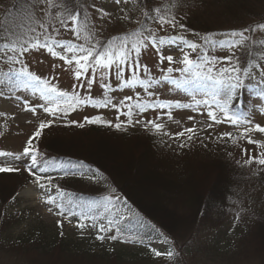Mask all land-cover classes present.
Segmentation results:
<instances>
[{
  "label": "snow or ice",
  "instance_id": "obj_1",
  "mask_svg": "<svg viewBox=\"0 0 264 264\" xmlns=\"http://www.w3.org/2000/svg\"><path fill=\"white\" fill-rule=\"evenodd\" d=\"M122 2L127 3V0H114L115 5ZM185 6L186 0H172L168 5L145 0L142 19H133L121 9L115 22L131 23L134 27L102 39L105 25L113 23V13L97 7L95 0L91 4L88 0H16L11 6L0 4V97L22 101L24 111L33 115L37 109H42L53 118L39 123L19 154L0 151V157L8 158L0 160V173L26 171L34 178V183L49 194L47 203L56 205L58 216H78L76 226L81 230L95 229L99 241L144 243L142 238L131 233L130 238L122 239L125 213H132L127 199L109 186L101 200L86 205L87 211L74 212L73 208L79 205L70 200L63 202L64 190L53 183L57 178L48 174L49 168L55 166L54 161L34 143L55 119L63 121L81 106L115 109L117 113L115 123L105 120L102 114L84 117L85 123L117 130L139 125L149 133L163 130L165 125L158 121L165 116L172 120L174 109H187L201 117L206 114L211 123L196 121L201 128L194 123L176 133L165 131L164 135L192 141L199 138L201 131L214 126H236L242 128L239 136L226 131L220 133L218 141L237 144L238 140L245 139L259 151L253 156L252 149H244L247 158L237 160V165L264 166V140L253 139L251 135L264 134V126L252 119L253 108L259 107L264 114V107L246 104L244 100L245 93H250L249 100L264 104V22L222 33L220 39L193 33L201 41L198 43L188 38L189 29L181 22L184 17L179 13ZM93 9L95 14H92ZM216 48L226 49L227 54L210 56V50ZM238 50L248 52V59L242 60L237 55ZM176 51L182 53L178 58L173 55ZM44 53L63 62H52V67H60L74 75L76 83L71 86V92L62 90L54 82L59 74L48 78L33 70L34 64L41 63L36 54ZM97 85L104 91L102 96L94 97L92 90ZM81 88L87 89L85 95L78 91ZM126 89L129 92H124ZM28 92L44 103H34L24 95ZM117 92L124 93L122 98L114 95ZM165 92H181L184 98H162ZM236 106L241 110L234 111ZM149 111L155 113L154 119L144 117ZM122 116L125 119L121 120ZM188 119L195 120V117L190 115ZM70 123L84 126L77 121ZM186 146L185 143L180 145ZM90 172L89 179L96 183L105 179L99 169ZM53 189L61 198L60 202L50 195ZM101 206L104 212L94 213L93 210ZM48 210L51 212L52 208ZM133 215L139 217V213ZM151 227L159 231L155 225ZM151 251L155 257L166 261H172L177 255L173 247L164 251L151 248Z\"/></svg>",
  "mask_w": 264,
  "mask_h": 264
},
{
  "label": "rangeland",
  "instance_id": "obj_2",
  "mask_svg": "<svg viewBox=\"0 0 264 264\" xmlns=\"http://www.w3.org/2000/svg\"><path fill=\"white\" fill-rule=\"evenodd\" d=\"M10 0H0V4H6ZM212 1V0H206ZM89 4L92 0L88 1ZM97 7H103L104 10L113 13V23L111 26L105 25V31L102 35V39L120 33L122 30H131L134 25L131 23L121 22L117 24L115 17L121 15V9L126 10V14L130 15L133 19H142L144 8L141 6L145 0H127V3H121L115 5L114 0H95ZM153 4H170L169 0H152ZM208 2V3H209ZM186 5L181 9L179 15L184 19L193 12V7ZM92 14H95V10H92ZM184 19L181 21L184 23ZM213 24L216 26H229L225 20L221 17H215ZM231 27V26H230ZM191 37V35H187ZM193 39H196L193 37ZM187 50V49H186ZM237 51V55H239ZM227 54L226 49H214L211 51L213 56H223ZM39 55L41 63L34 64L33 70L42 77L51 78L53 75L59 74L58 78L54 81L62 90L71 92L72 85L76 83L74 75L69 74L67 71L62 70L60 67H52V62L56 64H62L63 62L52 58L49 54L44 53ZM174 57H180L181 52L176 51L173 53ZM67 68V66H65ZM115 86V85H114ZM81 95L87 93V89L78 90ZM103 89L99 86H94L92 95L94 97L102 96ZM129 92V90H124ZM18 95L21 93H17ZM124 93L117 92L114 95L121 97ZM34 103H44L39 100V97H32L31 93H25ZM177 97L184 98V94L181 92L168 93L165 92L163 97ZM246 102H249L247 100ZM249 104L259 105L264 107V104H260L259 100H251ZM252 119L254 123H260L264 126V114L259 111V107L253 108ZM0 151L13 152L19 154L22 152L29 136L36 131L39 123L44 120H52L47 113H44L42 109H37L35 115L31 112L24 111L22 101H15L14 99L0 98ZM102 114L105 120H111L116 122V110L93 108L90 106H81L76 111L70 112V114L63 120L55 119L52 125H77L70 123V121H77L78 123H85L84 117H92ZM194 116L195 120H189L188 116ZM144 117L155 118V113L149 111L144 114ZM143 119V117H141ZM125 117H121V120ZM179 121V123H176ZM196 121H204V123H211L206 119V114L201 117L197 113H193L190 110H173V119L168 120L167 117H163L158 121L165 125V128L159 133H156L155 141L165 146L177 149L180 148L182 143L187 144V148L190 151H198L205 149L210 154L218 150L215 153L217 156L222 155L224 161L235 163L236 167L245 171L246 174H241L237 179L236 185L230 190L227 203L221 213L215 214L209 221L202 225V218L196 219L195 213L190 212V208L182 211L181 208H177L179 213L188 212V216L184 221L183 228L180 232L170 236L167 232L156 227L159 234L163 233L161 240H152L147 237H143L140 234H133L143 239L144 243H123L120 240L111 241L105 239L99 241L96 239V230L86 228L84 230L79 229L77 225L78 216H58L57 207L55 204L47 203L49 194L46 190L40 189L35 183L34 179L31 180L28 173L21 170L22 173L17 177L3 176L0 177V186L9 188L14 185V181H19L23 185L17 191V201L14 202V206L9 211H24L22 219L19 224L11 223L10 226L4 228L0 227V264H40L41 257L37 258V262L34 261V249L42 251L43 248H48L49 244L47 239L50 235L58 234V230H61L65 236L69 239L78 241L86 249H91L94 253L101 254L104 250L115 252L118 257L101 259V257L91 256V264H264V248L260 241V230L257 228V219L264 217V182L259 179H254L264 166L256 164L240 167L237 165V160H244L247 158V154L244 153V149H252L251 155L255 156L259 149L254 145H248L245 139L238 140L237 144H232L227 141L225 146H221L222 142L218 141V136L222 132L230 131L234 136H239L242 128H237L231 125H219L214 126L207 131H201L199 138H194L192 141H187L186 137L169 138L164 135V132L176 133L184 128L192 127ZM196 127L199 129L202 127L200 123H196ZM129 130L143 131L142 126H129ZM187 135V134H186ZM253 139L264 140V134L253 133L251 134ZM231 153V155H229ZM203 154L190 156H181L179 160L178 170H182L186 163H191V167H194L207 163V160L215 155ZM192 156V157H191ZM8 158L0 157V160H6ZM195 169V168H192ZM26 174H25V173ZM256 173V174H254ZM57 173H49V175H56ZM27 181L25 183V176ZM80 179L77 183L78 189H96V187H109L104 183H96L94 180H90L87 176L73 175ZM65 178L54 179L53 183L60 186L64 183ZM62 183V184H61ZM51 196L57 198V193L53 189L50 193ZM58 201V199H56ZM59 202V201H58ZM182 207V204H178ZM52 208L50 212L48 209ZM87 211L85 205L75 207L73 210L76 213L81 211ZM94 213H103L104 208L101 206L93 210ZM107 215V214H106ZM239 217V218H237ZM60 221V223H58ZM90 223V222H88ZM62 224V227H61ZM157 231V230H156ZM256 234H258L256 236ZM167 237V241L165 240ZM130 238L129 233L125 230V236L122 239ZM258 240V243H257ZM169 247H173L177 253L172 261H166L164 258H157L153 255L151 248L164 251ZM122 256V260L120 258Z\"/></svg>",
  "mask_w": 264,
  "mask_h": 264
},
{
  "label": "trees",
  "instance_id": "obj_3",
  "mask_svg": "<svg viewBox=\"0 0 264 264\" xmlns=\"http://www.w3.org/2000/svg\"><path fill=\"white\" fill-rule=\"evenodd\" d=\"M192 1L193 12L184 19V24L189 29L187 35H191L188 38L198 43L201 41L193 33L220 39L222 33L264 22V0L210 2L186 0V5H190ZM15 3L16 0H10L5 5L11 6ZM215 17L223 18L229 26L214 25ZM212 50L209 52L210 56H213ZM238 51L242 60L248 59V52ZM192 56L194 57L195 54L193 53ZM250 95V93L244 95L246 104L251 101ZM247 100L249 102H246ZM233 110L241 109L240 106H236ZM244 110L246 111L247 108L245 107ZM155 137L156 133L129 130L128 127L125 130H117L102 124H86L83 127L73 124L51 125L43 130L41 137L34 143L47 155V158L54 161L55 166L49 168V173L55 172L57 174L52 175L53 177L66 179L63 184L61 183V188L65 192L63 202L70 200L75 205L86 206L90 201L101 200L108 187L78 189L77 183L80 179L73 176L89 177L90 170L99 169L105 177L100 183L117 189L120 195L127 199L132 209V213H125L127 217L125 230L148 239L161 240L163 236L151 225H155V228L158 226L168 235L174 236L183 228L182 223L188 216V212L181 214L177 208H181L182 211L190 208V212L195 213L196 219L202 218L204 225L215 214L224 210L228 205L227 197L230 190L236 185L239 176L246 173L237 168L235 163L224 161L222 155L217 156L215 154L218 153L217 149L211 154L205 149L198 151H190L187 147L174 149L156 142ZM226 144L227 142H222L221 146ZM191 154L215 156L208 159L207 163L199 166L195 164L194 167H191V163H186L182 170H178L181 156ZM65 172L68 175H64ZM21 173L22 171L0 173V177H17ZM24 176L26 183L27 176ZM30 178L34 179L31 176ZM254 179L264 182V171H260ZM13 183L16 185L9 188L0 186L2 231L11 223L19 224L24 214V211H9L17 201L18 189L23 185L19 181ZM56 199L61 201L59 196ZM178 204L183 206L179 207ZM133 213H139V217L134 216ZM257 221L256 229L260 230V241L264 248V217ZM61 233L63 232L58 230V234L50 235L47 239L48 248H43L42 251L37 248L33 250L34 261L37 262V258L41 257L40 264H91L90 261L93 260L91 256L101 259L118 257L115 252L107 250L101 254L94 253L91 249L84 248L78 241L69 239ZM120 259L122 260L121 255Z\"/></svg>",
  "mask_w": 264,
  "mask_h": 264
}]
</instances>
